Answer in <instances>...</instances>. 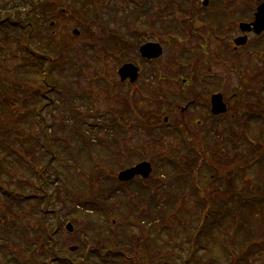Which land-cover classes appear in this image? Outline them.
<instances>
[{"label":"rangeland","instance_id":"1","mask_svg":"<svg viewBox=\"0 0 264 264\" xmlns=\"http://www.w3.org/2000/svg\"><path fill=\"white\" fill-rule=\"evenodd\" d=\"M35 1L44 4L47 2V0ZM70 2H73V4ZM81 2L82 0H53L51 7L55 8L56 4L62 3L64 7L60 9L65 12L62 15L54 16L55 18L50 23L45 36L36 34L33 38V45L37 49L49 52L53 57L58 53H62L64 57H70L66 68L65 66L63 67L64 63H60L53 69L57 88L62 90V94H53L57 101L54 106H49L45 110L49 121L55 120L53 133L57 136L62 135L63 142H61V148H58V159L55 160L59 170L62 171L60 173L61 181L67 179L66 184L71 194L76 196V204H80L81 200L84 203L86 199H90L91 195H89L88 189L95 181H98L95 186L96 190L100 183L107 188L105 193L114 190L112 196H115L110 201L111 205H115L114 217L120 220L125 218L130 225H135V219L141 218L149 228H152L151 238L147 242L142 243H148L146 251L141 250L142 261L145 264H164L167 261L174 264H182V262L186 261L189 254L192 234L200 225L203 211V206L198 202V193L194 189L199 179V184L205 188L214 185L220 189L244 190V192L248 193L247 195L251 194V190L252 192H264V164H255L253 162L255 158L252 153L253 145L250 142V139L264 141V122H250L246 135L243 131L237 133L228 129L225 119L237 111L230 109L224 118L212 117L210 108H208L212 92H215L219 87H223V84L219 87L215 84L219 77V71L222 69L217 64V40L212 35L209 36L210 42L207 44L206 49L209 53L208 60L204 54V61H208L209 65L204 64V71L201 66L196 68L194 75L198 76L199 81L200 76L204 77V94L209 93L207 98L204 97V116L196 114V111L183 115L174 114L173 110H171L173 106L171 76H181L178 71H182L183 66L172 68L170 67L171 64L164 66L166 68L161 69L159 86L158 83L154 85L148 83V81L144 82L145 79L150 78L147 75L143 76L144 79L137 80L134 85L128 86L127 83L121 81L118 73V69L123 64V60L120 57L111 55L97 57L96 51L99 49L93 50L95 48L91 46V52L85 53L87 56L86 60L80 61L79 55H76L77 57L73 55L76 50H68L64 49V47H70V44L66 42L73 39V30L76 28L81 29L82 23L75 17L76 14H72V7L77 5V8L80 9L79 3ZM87 3L92 5L89 7L90 10L88 9L91 17L99 10L100 13H103L106 23L114 29H117L116 27H119L118 30L128 29L130 25L131 28L135 29V23L123 21L122 19L124 16L137 12L138 5L133 0H88ZM28 6L30 4L26 0H0V19L8 13L15 12L16 8H19L22 13L26 12ZM194 7L200 12L199 5H194ZM191 28L199 29L200 27L196 25V27ZM194 34L198 35V32ZM62 44H64L63 49L59 52ZM77 44L76 49H84L82 36H79ZM131 54L133 52L130 49ZM1 58L0 52V60ZM168 58V55L164 54L160 60L168 62ZM73 59L75 60V66H73ZM23 62L21 53L16 55L15 53H10L2 66H0V70L14 72L13 69L19 68L18 66H21ZM184 69V76L186 77L188 69ZM228 69L226 67V77L232 80L234 77L233 73L230 71L231 74L229 75ZM37 73L36 70L32 71V76H36ZM158 75L156 74L155 77H158ZM5 83L10 84V81L5 79ZM237 83L238 80L231 83L232 87L236 86ZM150 85H153V88ZM161 87L168 91L169 95L162 93V98L156 99V101H150L149 98L140 96L141 88L145 89L147 93H153L154 89L155 93V91L159 92L157 88ZM124 92L127 96H122ZM231 92L233 91H230L226 97ZM126 97L128 98L126 99ZM238 99H234L231 106L234 107L239 102ZM163 102L168 105L165 111L159 109V105ZM184 103L185 101L182 102V104ZM131 107L137 108L138 111L136 112L145 119V123L141 124L134 119L135 114L129 111ZM2 111L0 109V113ZM165 118L184 121L190 126L193 132L192 142H196L200 146L199 151L205 150L210 157L205 160L208 163L207 165L204 166V164L200 165L198 163L199 156L195 154V151H190L184 146L181 136L176 132L169 128L145 127V124L153 125L155 122H162ZM116 119H121L122 123L123 120L126 122L127 127L125 130L120 129L119 127L122 124L119 123V126L116 124L117 122L115 127L99 126L100 124H112ZM242 120V117H240L238 124ZM23 127L26 128V125ZM70 133H72L71 138H75L72 143L76 149L75 152L64 149L67 138L71 135ZM0 147H3V144H0ZM21 148L23 147L21 146ZM36 151L35 157H33L36 162L40 163L44 160L45 155L44 158H40L41 150L37 149ZM215 152L217 153V157L215 156L216 160L213 158ZM263 153L264 151L259 154L260 156H256L257 159L259 157L264 162ZM168 154H173L176 157L180 156L184 164L183 167L177 170V167L168 164ZM220 154L226 156V159L230 160L233 158L237 163L241 162L238 163L240 165H247V178L245 179L244 174L240 171V176L232 178V182L226 176L228 169L223 166L226 165L227 160L222 158ZM0 157H3L4 163L0 165V186L6 185L8 188L10 187L8 191L12 192L13 195H19L22 192L16 190L17 182L23 190L31 192L32 187L28 179L35 178L33 171L31 172L27 167L19 165L16 159L19 156H16L15 153L9 155L6 149H0ZM140 160H147L154 166L152 175L146 181L152 185L155 191V200H152L149 188H147V191L144 187H140L134 182H130L125 186L120 185L121 181L117 177L118 173ZM201 160L204 162L203 159ZM1 161L2 159L0 158ZM218 164L221 168L218 167ZM17 171L26 175V179L19 180ZM54 176L52 175V178H55ZM256 176L258 179H256ZM97 178H101V181ZM76 183H78V188H75V186L70 188L72 184ZM64 185L62 183L61 186L63 187ZM80 188L83 189L84 193H82L84 196L79 201ZM197 190L200 193L203 191L201 189ZM64 195L66 194H63L61 189V197L58 191L54 201H56L58 196L63 198ZM179 197H183V199L182 202L177 203L176 201ZM258 201L260 200H253L250 202L253 205L245 206L246 208L243 207L240 216L218 214L217 209L219 208L225 209V206L234 208L232 202L229 204H225L223 201L214 203V215L210 217L218 221L220 218L222 219L219 224L220 228L218 227L211 234V240H206L205 249L200 250L199 257L202 262L191 260L188 264H228L229 261L234 260L238 261V264H264V208H262V206L264 207V201ZM146 203L149 205V212H151L149 215L150 219L144 218L146 210L144 205ZM20 208V206L11 202L7 196L0 192V215L4 214L9 218L12 221L10 222L12 226L15 222H21L17 218V212L21 211ZM76 208L77 212L75 211L74 214L60 211L62 224H60V231L56 238L58 249H61L62 254L72 253V258L76 264H81L83 260L82 253L85 250L84 245L85 243L94 242V228L97 226L101 229V233L99 232L101 237L104 236L105 238L112 236L114 229L117 232L116 240L119 245H125V242L121 243L122 241H120V235L124 236V232H122L124 227L122 225L125 224L123 222L115 221L116 226L112 228L110 225L113 224L108 222L103 215L91 214L97 223L91 226L87 232H84L82 227L74 222V217L78 215L83 219L82 226L86 222L89 213L80 211L78 209L79 205ZM51 221L54 220L52 219ZM68 223L74 225L75 230L73 232L67 230ZM128 228L125 229V233L129 232L127 231ZM137 229L132 225L130 231L138 234ZM255 240H259L258 245L250 246V243ZM201 241H204V236ZM101 244L103 243L101 242ZM131 244L126 249L130 250L133 247ZM73 246H76V248L72 251L71 248ZM151 248L155 250L153 255L149 254ZM26 249L30 251L32 247L28 246ZM161 250H165L164 253ZM0 258L4 259L2 253H0ZM8 258L9 256L6 257V260L4 259V263L2 261L0 264H7ZM109 262L110 264H123L120 259H111ZM91 264L105 263L95 256Z\"/></svg>","mask_w":264,"mask_h":264},{"label":"trees","instance_id":"2","mask_svg":"<svg viewBox=\"0 0 264 264\" xmlns=\"http://www.w3.org/2000/svg\"><path fill=\"white\" fill-rule=\"evenodd\" d=\"M26 1H30L31 3L26 14H23L20 9L16 8V12H12L0 19V52L2 56L0 66H2L10 53H15V55L21 53V57L24 61L21 66H18L19 68L16 67L13 69L14 72L0 70V109L1 111L3 109L0 113V144H3V147H0V149H6L9 155L12 153H15L16 156L18 155L19 157H16V159L19 165L27 167L31 172L33 171L35 178L28 179L32 187L31 192L23 190L16 182V190L22 192L14 198V203L21 207V211L17 212V218L21 222H13L14 224L12 226L10 224L12 221L9 218L4 214L0 215V253L4 255L5 260L6 257L9 256L7 264H76L72 258V253L62 254L61 249H58L56 236L60 231V224H62L60 211L74 214L75 211L77 212L76 207L79 205L78 209L80 211L89 213L86 222L82 224V226L81 223L83 219L78 215L74 217V222L80 225L84 232H87L91 226L97 223L91 214L103 215L108 222L113 224L110 225L112 228L116 226L115 221L125 224L122 225L124 227L122 231L124 232V236H122V234L120 235L121 243L125 242L124 246H120L119 242L116 240L117 232L114 229L112 236L105 238L104 236L101 237V229L98 226L95 227L93 236L94 242L90 244L85 243L81 264H91L95 256L99 257L105 264H110L109 261L111 259H120L123 264H145L141 259V250L143 249L146 251L148 243H142L147 242V240L151 238L152 228H149L143 219L136 218L135 225L132 224L133 227L138 228V234H135L130 231L132 225L128 224L125 218H121V220L115 218V205L110 204L111 198L115 196H112L114 190L105 193L107 188L103 187L102 183L97 186L98 188L96 190L95 186L98 181H95L88 189L89 195H91L90 199H86L84 202L85 204L82 202L81 199L84 196V192L83 189L80 188L78 198L81 202L80 204H76V196L71 194L66 184L67 179L61 181L60 173L62 171L59 170L55 160L58 159V148H61V142H63L62 135L57 136L53 133L55 120L50 122L45 114V110L49 106H54L56 103L57 99L53 94H62H60V91L58 92L57 81L54 77L53 69L60 63H64L65 65H63V67L65 66L66 68L69 64L70 57H64L62 53H58L55 55V58H48L49 52H43L41 49H37L33 45V38L36 34H41L42 36L47 34V30L53 18L63 14V10L60 8L64 6L62 3H59L56 4L55 8H52V0H47L46 4L39 3L35 0ZM87 1L88 0H82V3H79L80 9L77 8V5L72 7V14L77 13V18L80 23H82L81 36L85 41L83 45L84 49H76L79 37L74 36L71 41L66 42L70 44V47H64V49L76 50L73 55L75 57L79 55L80 61L86 60L87 56L85 53H88V51L91 52L90 43L92 44L94 41H99L103 48L107 42L105 30L108 26L104 20V15L98 10L99 13L96 11L94 16L91 17L89 14V7L92 5L87 3ZM63 46L64 44L60 46L59 52L63 49ZM101 54H103V50ZM73 63V66H75L74 59ZM58 68L57 70L60 71ZM34 70L38 72L36 76H32V71ZM5 79H8L10 84H6ZM24 125H26V128L23 127ZM70 134L64 149L73 150L75 152L76 149L72 144L75 138H71L72 133ZM21 146L23 148H21ZM37 149L41 150L40 158H44L45 155L44 160L40 163L34 160ZM213 155L215 159L217 153L215 152ZM220 155L222 158L226 159V156ZM200 156L198 157V163L200 165L204 164V166L207 165L208 163H206L205 160L210 158L208 153L204 150V153ZM0 158L2 159L0 165H3V157ZM201 159H203L204 162H202ZM232 159L233 158L230 160L226 159V165H223L224 168L228 169V171H226V176L232 180V178H237L241 171L246 179L248 176V166L240 165L238 163L241 162L237 163L235 159ZM180 167H183L181 158L177 163V170ZM218 167L221 168L219 164ZM196 171L198 172V170ZM17 172L19 180L26 179V175H23L19 171ZM52 175H55V178H52ZM97 179L101 181L100 178ZM62 183L65 184L63 187L61 186ZM199 183L200 179L198 184ZM74 186L78 188V183L72 184L70 188ZM224 186H226V184H224ZM195 187L194 189L198 193V202L203 206V211L200 218V225L192 234L189 254L186 261L182 262V264H188L191 260L202 262L199 257V252L206 247V240H211V234L217 230L222 220L221 218L219 221L215 218L211 219L214 215V203L223 201L225 204H229L232 202L234 208L225 206V209H217L218 214L225 216L226 214H229V216H240L243 207L250 206L251 204L253 205V203H250L252 201L251 195H247L248 193L244 192V190L220 189L214 185L205 188L200 184ZM61 189L63 190V194H66L63 198H59V196L61 197ZM197 189L203 191L200 193ZM58 191L59 196L56 201H54V197L58 194ZM151 198L152 200L156 199L155 195H152ZM12 199V197L9 198L11 202H13ZM182 199L183 197H179L176 202H182ZM148 206L147 203L144 205L147 210L144 212V218L150 219L149 215L151 212H149ZM262 208L264 207L262 206ZM163 210L165 211V209ZM52 219L54 221H51ZM207 225H209V227H207ZM127 228L129 232L125 233V229ZM203 236L204 241H201ZM127 240L128 242H126ZM101 242L103 244H101ZM255 243L256 241H252L250 246H256ZM130 244L133 247L130 250L126 249ZM28 246L32 247L30 251L26 249ZM154 251L155 250L151 248L149 254L153 255ZM164 251L165 250H161L162 253H164ZM160 257L162 258V256ZM4 259L0 258V262L3 261L4 263ZM213 262L215 261L213 260ZM164 264L174 263L167 261L164 262ZM228 264H238V261H229Z\"/></svg>","mask_w":264,"mask_h":264},{"label":"flooded vegetation","instance_id":"3","mask_svg":"<svg viewBox=\"0 0 264 264\" xmlns=\"http://www.w3.org/2000/svg\"><path fill=\"white\" fill-rule=\"evenodd\" d=\"M137 5V28L111 29L107 38L109 50L120 49L123 52L122 65L132 63L138 66V80L147 75L150 78L144 82L158 83V86L164 66L171 64V68H187L186 77L184 68L178 71L181 76H171V110L174 114L185 115L196 111V114L204 116V97H208V94H204V77L200 76L199 81L198 76L194 75L196 68L201 66L204 71V64L209 65L208 61H204V54L208 60L206 49L212 35L217 40L216 59L222 69L216 84L218 87L223 84L218 91L225 95L228 107L234 111L243 109L252 115L264 116V29L258 32L256 27L260 25L257 22L258 12L264 6V0H138ZM194 5H199L200 12ZM196 25L200 28H191ZM196 32L198 35L194 34ZM150 43L157 45L160 52L162 50L159 58L147 59L141 55V46ZM130 49L133 52L131 55ZM164 54L168 55V62L160 60ZM226 67L229 68V75L230 71L233 73L232 80L226 77ZM156 74H159L158 77H155ZM236 80L235 89L231 83ZM123 83L129 86L136 82L131 83L127 78ZM157 91L154 93L153 89V93H147L141 88L140 96L156 101L162 98V93L169 95L162 87ZM230 91L233 92L226 97ZM237 98L239 102L231 106ZM176 122H181L186 130L191 129L184 121ZM261 150L262 147L255 142L253 154H261ZM256 164L263 165L264 162L260 160Z\"/></svg>","mask_w":264,"mask_h":264},{"label":"water","instance_id":"4","mask_svg":"<svg viewBox=\"0 0 264 264\" xmlns=\"http://www.w3.org/2000/svg\"><path fill=\"white\" fill-rule=\"evenodd\" d=\"M257 22L260 23L256 27H258V32L262 31L264 29V6H261L258 12V19ZM77 34L78 31H75ZM144 56H150V57H157L161 53L157 48L156 45L153 47L145 46L141 49ZM120 75L122 76V80H125L126 77L131 76L132 81H134L138 76V68H136L134 65H125L120 69ZM212 112L214 114H220L224 113L227 110V105L224 102L223 95L221 93L214 94L212 96ZM152 171V166L148 162H143L139 165H137L134 168L125 170L120 172L119 178L121 180H130L132 179L136 174H141L143 177H148ZM69 231H73L74 228L71 223L67 226ZM76 247H72V250H75Z\"/></svg>","mask_w":264,"mask_h":264}]
</instances>
